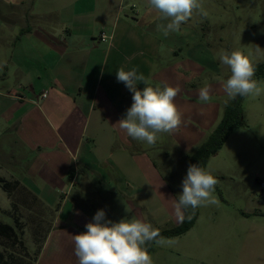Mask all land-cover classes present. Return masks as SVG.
Instances as JSON below:
<instances>
[{"label":"crops","instance_id":"crops-1","mask_svg":"<svg viewBox=\"0 0 264 264\" xmlns=\"http://www.w3.org/2000/svg\"><path fill=\"white\" fill-rule=\"evenodd\" d=\"M25 1L0 0V154L22 171L10 170L9 180L53 211L34 264H78L72 235L86 231L100 209L113 222L142 220L126 194L138 188L137 178L177 225L178 199L144 150L131 156L138 141L117 124L133 94L116 72L135 67L154 87L179 86L182 124L172 135L181 153L191 151L220 122L228 99L216 65L193 59L202 56L198 45L189 48L196 35L182 24L165 38L156 25L166 22L147 0L142 14L136 0H35L31 7ZM205 85L207 104L198 98Z\"/></svg>","mask_w":264,"mask_h":264},{"label":"rangeland","instance_id":"rangeland-1","mask_svg":"<svg viewBox=\"0 0 264 264\" xmlns=\"http://www.w3.org/2000/svg\"><path fill=\"white\" fill-rule=\"evenodd\" d=\"M25 2L26 7H31L35 0ZM144 2L134 3L141 14ZM201 4L207 15L194 12L183 24L196 35L189 48L198 45L202 51L201 57L193 54L194 60L216 65L222 80L231 73L219 60L221 52L239 50L249 55L253 65L264 63V0H201ZM187 51L185 47L181 54ZM260 86L264 89V83ZM240 105L243 126L237 133L244 139L232 134L206 168L218 180L213 193L217 203L198 207V218L187 233L156 245L150 253L153 264H264V90L259 97H244ZM138 144L128 149L131 156L144 150L143 156L151 160L164 185L178 199L187 159L197 147L181 153L173 135L167 133L158 134L152 146L142 141ZM230 147L234 150L230 151ZM14 164L0 154V166L7 168L0 170V180L10 185L6 192L0 182V223L16 230L11 237L0 234V264H34L40 244L52 227L53 211L33 200L17 180H9L10 170L22 174ZM23 166L21 160L20 168ZM134 180L138 188L129 187L126 194L142 220L158 230L174 226L176 220L168 217L166 208L146 183L139 178Z\"/></svg>","mask_w":264,"mask_h":264},{"label":"clouds","instance_id":"clouds-1","mask_svg":"<svg viewBox=\"0 0 264 264\" xmlns=\"http://www.w3.org/2000/svg\"><path fill=\"white\" fill-rule=\"evenodd\" d=\"M156 10L161 21L156 31L165 38L179 32L182 24L188 22L193 13L206 16L201 0H147ZM219 60L230 69V76L221 81V88L230 100L241 97H259L262 93L261 83L255 77V68L249 55L236 50L221 52ZM116 79L128 88L132 95V104L127 109L126 117L118 121L119 128L137 141L152 146L158 134H175L182 124V113L175 103L180 92L179 86L167 83L163 87L152 86L150 80L134 67L116 72ZM145 86L138 90L137 84ZM199 100L207 104L211 101L207 85L199 89ZM227 103V101H226ZM218 180L211 170L196 164L189 165L187 175L182 181V193L174 208L181 221L183 213L191 209L194 213L198 207L216 204L213 196ZM103 209L98 210L93 221L85 225L86 231L72 235L74 254L78 264H153L147 245H163L166 239L151 223L139 218L121 219L113 222L106 219ZM191 219V214L188 215Z\"/></svg>","mask_w":264,"mask_h":264},{"label":"trees","instance_id":"trees-1","mask_svg":"<svg viewBox=\"0 0 264 264\" xmlns=\"http://www.w3.org/2000/svg\"><path fill=\"white\" fill-rule=\"evenodd\" d=\"M255 68V77L257 81L264 79V63L253 65ZM244 97L237 96L235 100H227V103L223 105V114L220 122L209 133L205 140L196 148L194 153L187 159V170L189 165L196 164L206 168V165L210 158L215 157L217 153L222 149L225 142L228 139L230 133L243 126V111L240 105L241 100ZM186 170V175H187ZM2 182V187L7 192L8 183ZM18 185V184H17ZM25 191V190H24ZM27 192V191H25ZM28 193V192H27ZM30 194V193H29ZM33 200H36L31 194ZM191 214V219H188V215ZM199 210L198 208L193 213L191 209H188L183 213L185 219L180 221L177 225L170 228L159 230L160 236L165 239L180 237L193 228L197 218ZM0 234L11 237L16 235V230L9 224L0 223ZM156 244L153 242L147 245L149 254L152 252Z\"/></svg>","mask_w":264,"mask_h":264},{"label":"built area","instance_id":"built-area-1","mask_svg":"<svg viewBox=\"0 0 264 264\" xmlns=\"http://www.w3.org/2000/svg\"><path fill=\"white\" fill-rule=\"evenodd\" d=\"M101 40L102 41L105 40V36L104 35H101ZM45 96H46V94L44 93V94L40 95L38 98H45Z\"/></svg>","mask_w":264,"mask_h":264}]
</instances>
